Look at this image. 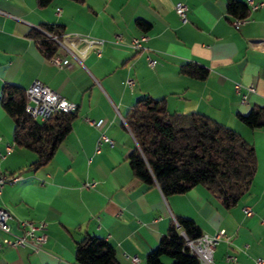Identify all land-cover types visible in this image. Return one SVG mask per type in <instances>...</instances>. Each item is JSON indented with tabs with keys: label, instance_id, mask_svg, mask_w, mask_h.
I'll return each instance as SVG.
<instances>
[{
	"label": "crops",
	"instance_id": "1",
	"mask_svg": "<svg viewBox=\"0 0 264 264\" xmlns=\"http://www.w3.org/2000/svg\"><path fill=\"white\" fill-rule=\"evenodd\" d=\"M179 1L188 5L185 21L175 10ZM252 1L257 6L248 5L236 27L227 0H53L45 7L36 0H0V98L6 82L27 89L38 80L77 104L72 129L53 158L33 168L36 154L14 144V121L0 102V153L12 147L0 157V175L23 176L3 186L0 207L10 212L14 232H20L18 220L28 219L45 222L47 233L38 250L4 246L0 264H77L76 242L86 234L106 238L121 264H146L177 216L193 219L203 234L226 230L230 241L217 244L214 264H264V126L253 129L239 119L264 107V0ZM138 19L150 26L144 29ZM45 23L61 24L65 34L103 39L101 56L90 52L85 66L73 57L70 67L52 64L29 34ZM142 35L147 39L134 48L132 39ZM188 61L208 67L207 77L181 73ZM128 78L135 80L133 88ZM146 96L165 98L171 113H203L255 145L257 172L235 206L225 208L200 185L164 195L134 175L128 155L137 143L125 116ZM100 120L98 128L90 122ZM228 254L236 261H227Z\"/></svg>",
	"mask_w": 264,
	"mask_h": 264
},
{
	"label": "trees",
	"instance_id": "2",
	"mask_svg": "<svg viewBox=\"0 0 264 264\" xmlns=\"http://www.w3.org/2000/svg\"><path fill=\"white\" fill-rule=\"evenodd\" d=\"M53 0H36L39 7ZM81 1V0H76ZM227 12L236 20H245L250 12L243 0H227ZM147 29L150 24L138 19ZM29 34L47 57L58 50V44L48 34H63L62 25L45 23L41 30ZM180 72L204 79L208 67L193 61L180 66ZM1 106L14 121V144L36 154L33 168L47 164L56 149L71 131L77 111H56L46 120L26 112V89L16 83L2 86ZM239 119L250 128L264 126V107L256 106ZM126 124L137 146L128 155L134 175L141 181L157 184L164 195L180 194L203 186L225 208L235 206L249 192L257 172L255 145L234 128L200 112H169L165 98L152 96L136 100L125 116ZM203 234L191 218L177 216L168 226L156 248L146 257V264H202L191 252L187 239ZM171 258L166 263L163 257ZM77 264H121L114 246L104 237L86 234L76 242Z\"/></svg>",
	"mask_w": 264,
	"mask_h": 264
},
{
	"label": "built area",
	"instance_id": "3",
	"mask_svg": "<svg viewBox=\"0 0 264 264\" xmlns=\"http://www.w3.org/2000/svg\"><path fill=\"white\" fill-rule=\"evenodd\" d=\"M247 4L252 8H255L257 4L253 3L252 0H247ZM262 5V4H261ZM175 10L182 18L186 20V15L188 12V5L185 2L179 1L175 4ZM59 14V9L56 12ZM235 26L236 20L234 21ZM48 37L54 40L58 44V50L49 59L50 62L59 68L70 67L71 61L70 57H73L80 64L85 66V60L90 52H94L97 56L102 54V46L104 44L103 39L91 37L88 35L81 34H48ZM147 37L142 35L138 38L132 39V46L136 49L142 47V41L146 40ZM81 42L82 46H77V43ZM261 46L264 49V40L261 42ZM155 59H150V64H155ZM126 83L133 88L135 80L133 78H128ZM240 84H235L236 91H240ZM249 91H254L253 85L248 86ZM26 98L32 99V111H26L32 117L39 120H46L56 111L73 112L77 110V104L73 101L68 100L60 92L54 90L50 86L43 84L42 82L36 80L26 89ZM242 102H247V95L242 94ZM95 127H100L102 121H90ZM102 139L105 141H110L105 135H102ZM1 141V136H0ZM12 147L7 145L5 152L0 153V157L3 159L11 151ZM23 178L22 174H12L0 175V192L6 183L14 184ZM91 184H86V186H92ZM246 214H251L252 210L249 207L244 208ZM11 214L5 208L0 207V230L3 231L6 236L0 239V250L4 246H9L12 248H18L24 245H31L34 250H38L47 240L46 224L45 222L33 221L28 219L18 220V227L20 232H14L11 229L9 220L11 219ZM225 240L230 241V236L227 234L225 229H221L213 235L202 234L195 239H187V245L189 246L191 252L195 254L201 261L202 264H214V251L217 244ZM227 261H236V256L228 254L226 256ZM262 258H256L257 263H262Z\"/></svg>",
	"mask_w": 264,
	"mask_h": 264
},
{
	"label": "bare ground",
	"instance_id": "4",
	"mask_svg": "<svg viewBox=\"0 0 264 264\" xmlns=\"http://www.w3.org/2000/svg\"><path fill=\"white\" fill-rule=\"evenodd\" d=\"M243 20H237L236 25H239V23ZM27 99V105H26V111H32V104L29 103L31 101V98H26Z\"/></svg>",
	"mask_w": 264,
	"mask_h": 264
},
{
	"label": "rangeland",
	"instance_id": "5",
	"mask_svg": "<svg viewBox=\"0 0 264 264\" xmlns=\"http://www.w3.org/2000/svg\"><path fill=\"white\" fill-rule=\"evenodd\" d=\"M164 258H166V259H165L166 263H170V262L172 261L171 258L168 257V256H164Z\"/></svg>",
	"mask_w": 264,
	"mask_h": 264
}]
</instances>
